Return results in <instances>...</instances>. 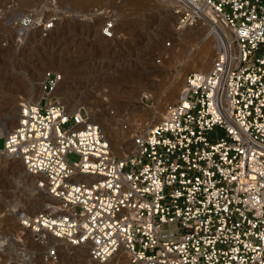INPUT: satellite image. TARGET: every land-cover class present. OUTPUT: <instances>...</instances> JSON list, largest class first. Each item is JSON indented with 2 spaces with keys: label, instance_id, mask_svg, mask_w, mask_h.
Instances as JSON below:
<instances>
[{
  "label": "built area",
  "instance_id": "built-area-1",
  "mask_svg": "<svg viewBox=\"0 0 264 264\" xmlns=\"http://www.w3.org/2000/svg\"><path fill=\"white\" fill-rule=\"evenodd\" d=\"M171 11L178 30L212 12L230 39L207 69L186 73L158 121L131 132L126 153L112 151L83 105L61 99L54 69L41 75L40 98L20 100L15 124L0 133V155L39 174L36 186L50 196L20 213L45 247L43 264H62L51 238L85 246L89 264H108L118 248L129 264H264V0H172ZM88 13L114 35V6ZM58 19L16 16L17 41L35 28L48 35Z\"/></svg>",
  "mask_w": 264,
  "mask_h": 264
},
{
  "label": "rangeland",
  "instance_id": "rangeland-1",
  "mask_svg": "<svg viewBox=\"0 0 264 264\" xmlns=\"http://www.w3.org/2000/svg\"><path fill=\"white\" fill-rule=\"evenodd\" d=\"M171 3L168 0H90L85 4L67 0H0V133L11 128L20 100L32 99L41 91L39 81L43 71L54 69L63 75L57 90L61 99L70 108L82 104L103 127L112 151L123 155L105 131V119L111 118L116 129L126 131L124 139L131 143V132L136 127L158 121L165 105L177 98L186 73L202 67L189 58L199 50L200 45L192 39L195 35L187 33L181 42L176 38L184 30L175 29ZM106 5L114 6L117 12L112 37L101 33L103 17L88 13ZM30 10L44 15L56 12L58 22L46 36H40L35 28L29 30L22 42L17 41L12 21ZM225 29L228 30L226 26ZM229 36L228 30L227 36L224 35L226 41ZM169 39L171 44L166 45ZM205 42L210 50L202 69L210 66L218 45L213 37ZM159 55L165 56L157 62ZM174 79L180 86L171 100L168 94ZM27 85L32 87L31 95L26 94ZM145 91L151 94L149 99H141ZM41 100L45 102L46 98ZM67 157L79 159L74 152L67 153ZM38 179L39 176L26 172L19 159L0 155V264H43L44 245L37 243L20 223L21 212L41 210L48 198L36 186ZM36 198L40 204L31 209L30 203ZM59 244L62 264L88 263L85 250L72 249L64 258L66 254ZM108 264L129 262L122 251Z\"/></svg>",
  "mask_w": 264,
  "mask_h": 264
},
{
  "label": "bare ground",
  "instance_id": "bare-ground-1",
  "mask_svg": "<svg viewBox=\"0 0 264 264\" xmlns=\"http://www.w3.org/2000/svg\"><path fill=\"white\" fill-rule=\"evenodd\" d=\"M67 1L68 2H71L73 4H85V3L90 2V0H67ZM94 1H96V0H94ZM125 1L126 2L127 1H129V2L134 1L135 2L137 0H124V2ZM168 1L172 2V0H168ZM107 2H108V0H107ZM206 27H208V28H206ZM182 31L183 32L178 33L177 34V37H176L177 40L180 41V42L183 40L184 36L187 35V33L188 34L190 33L192 35H195L192 39H194V41H196L197 44L200 45L199 46V50L196 53L191 54L189 58H190L191 61H195L196 63L201 64L202 67H204L203 64L206 63L205 55L210 50V45H208V43L205 42V41L207 39L211 38V37L217 39L218 40V45L215 46V49H216V51H218L219 50V47H220V44H221V41H223V42L226 41L225 38H224V35L227 36V32H228V30L225 29V25L222 23V20H220V18L216 14H214L212 12H208V16L205 18L204 21L197 22L195 25H192V26H187V27L183 28ZM228 38L230 39V36ZM180 54H179V56H180ZM202 67L200 68V70H203ZM134 79H136V78H134ZM142 81L143 80L141 79V82ZM178 83H179V81L178 80L175 81V79H174L173 86H172V88H171V90L169 91V94H168V98L171 99V100L174 99V97H176V91H177V89L180 86V84L178 86ZM59 86H61V85H59ZM26 89H27L26 90V94L31 95L32 94V87L27 85L26 86ZM40 93H41V91L37 92L36 95H35V97L32 98L31 100L37 101L39 99ZM56 93H58V92L56 91ZM78 105H82V104H76L73 108L77 107ZM18 109H19V106H18L17 112L15 114V120H14L13 124L11 125V127L15 124V122L17 120ZM161 115H162V113H161ZM89 116H90V119L91 120H94L95 122H97L95 120V118H93V116L90 115V113H89ZM102 119L104 120L105 118H102ZM106 119L104 121V125H105L104 128L107 129V130H105V131H108L109 132V134L111 136L110 138H112V142H113L114 146L116 147V149L118 150V152L119 153H122V152L123 153H126L130 149V147L132 145V142L131 143H127L126 142V139H124V136L126 135V131H122V130L116 129L114 127V125H113L114 123H113L112 119L111 118H106ZM152 123H155V122L152 121ZM102 129H103V127H102ZM21 164H22V162H21ZM22 166H23V164H22ZM27 173L30 174V175L39 176V179L38 180H40V177L41 176L39 174H33V173H29V172H27ZM47 197L50 199V196L49 195H47ZM30 204H31L30 205L31 206L30 207L31 209L37 208L38 205L40 204V199H37V198L36 199H32V201H31ZM50 241L52 243H56V244H57V242H65L62 245H60L61 243L60 244L58 243L60 245V249L62 250V252L66 254V257H64V258H67L68 251H70L72 249H74V250L75 249L76 250L77 249H80V250H83V251L85 250V252H84L85 253V257H87V250H86V247L83 246V245H70L66 241L58 240V239H54V238H51ZM122 251L123 250L121 248H118L114 252V254L109 258V260L111 261V259H113V257L115 258L116 256L120 255V253H122ZM109 260H108V263H110ZM68 262H69V260L67 259L66 260V263H68ZM70 262H71V260H70ZM87 264H89V260H88V263Z\"/></svg>",
  "mask_w": 264,
  "mask_h": 264
}]
</instances>
